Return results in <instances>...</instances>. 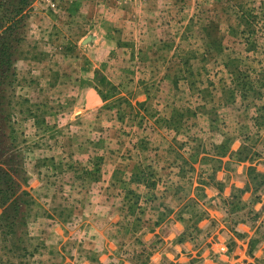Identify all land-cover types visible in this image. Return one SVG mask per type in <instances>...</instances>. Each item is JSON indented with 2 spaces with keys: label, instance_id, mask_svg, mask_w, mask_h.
Masks as SVG:
<instances>
[{
  "label": "crops",
  "instance_id": "obj_1",
  "mask_svg": "<svg viewBox=\"0 0 264 264\" xmlns=\"http://www.w3.org/2000/svg\"><path fill=\"white\" fill-rule=\"evenodd\" d=\"M114 2L86 10L91 30L70 50L51 44L56 51L50 55L38 47L40 57L27 62L42 95L76 84L66 88L77 97L67 119L52 126L69 142L62 150L100 162V175L68 226L49 215L30 223L47 246L42 258L56 264L66 245L70 264H248L247 252H238L245 242L262 240L255 236L258 227L240 220L235 235L226 204L264 220L262 100L247 91L242 96L232 73L220 82L227 67L221 57L204 49L200 54L199 43L183 45L174 0ZM74 10L68 14L82 12ZM209 60L224 85L205 101L198 80ZM195 90L201 103L194 101ZM189 94V101L176 104ZM114 95L123 98L117 105ZM251 143L257 147L249 153L244 146ZM130 193L135 200L126 198ZM125 232L131 241L121 238ZM120 240L130 241L129 248L121 249Z\"/></svg>",
  "mask_w": 264,
  "mask_h": 264
},
{
  "label": "rangeland",
  "instance_id": "obj_2",
  "mask_svg": "<svg viewBox=\"0 0 264 264\" xmlns=\"http://www.w3.org/2000/svg\"><path fill=\"white\" fill-rule=\"evenodd\" d=\"M100 2L115 6L114 0ZM100 2L0 0V171L8 172L17 183V200L28 202L22 209L24 224L12 223L5 216L11 203L3 197L6 196L7 188L0 184V264L44 262L46 258L42 256L47 246L40 236L34 234L30 223L39 215H49L66 225L76 215L79 205L89 197L87 188L90 181H96L100 175V162L97 163L96 159L89 163L84 158H78L70 147L68 151L62 150L69 142L66 137L64 139L61 128L52 126L57 125L56 121L67 119L68 110L77 97L68 94L66 88L76 84L65 83L61 85V90L57 88L55 92L50 90L42 95L36 88L39 81L33 78L35 75H30L31 69L27 65L29 59L40 57L37 54L38 47L41 52L50 55H54L56 49L51 47L55 45L70 50V45L77 43L80 37L91 30L92 19L85 15L86 10L100 5ZM52 4L56 6L52 7ZM173 5L174 24H181L183 28V45L188 48L191 43H199L200 54L204 49L208 55H218L223 59L221 61H226V75L220 76V82L224 80L225 84L232 73L242 96L250 92L253 96L257 95V101H263L258 103L261 104L262 113L257 118L264 121V0H174ZM74 9L81 10V14H76V17L69 15L71 10L75 12ZM53 15L58 18H53ZM188 50L192 51L190 48ZM7 57H11V67L7 66ZM207 64L208 73L205 71L198 80V89L201 88L205 101L211 98L212 92L224 85L218 82L219 78L215 75L218 68L216 62L209 60ZM111 91L112 95L116 93L114 89ZM193 95L194 101L201 103L198 90ZM190 97L191 94L182 95L175 100L176 104H183ZM113 98L112 103L116 105L123 99L115 95ZM209 102L212 104L213 100ZM254 132L256 135L260 133ZM56 135L61 139L56 138L48 143L49 137ZM253 144L244 146L245 151L253 152L252 147H257ZM43 145L48 149L44 154L39 151ZM89 166L94 167V170L91 171ZM36 187L42 189L41 192ZM126 198L135 200L132 193ZM37 200L44 205L40 204V207ZM226 207L230 214L228 224L235 235L241 234L236 230V224L244 220L252 228L258 227L255 236L262 239L259 242L250 240L248 244L245 242L238 255L247 252L248 264H264V220L260 221L258 215L247 214V211L241 214L238 205L226 204ZM121 238L131 241L127 232ZM130 241L120 240L121 249L124 246L128 249ZM66 247L64 245L62 248L66 253L65 258H58L56 264H61L66 258V264H70L68 258L71 256ZM45 264L48 263L45 261Z\"/></svg>",
  "mask_w": 264,
  "mask_h": 264
},
{
  "label": "trees",
  "instance_id": "obj_3",
  "mask_svg": "<svg viewBox=\"0 0 264 264\" xmlns=\"http://www.w3.org/2000/svg\"><path fill=\"white\" fill-rule=\"evenodd\" d=\"M11 65H12V60H11V57H9L7 59V66L11 67ZM1 183L5 185V188H7V189H5L6 196L3 195V197L6 198L7 202H11L8 206V207H10V210L8 211V213L5 216L12 223L15 222V223H19V224H24L25 220H23V217H25V215H23L22 209H23V206L25 205L26 201H21V199L17 200V197H18V196H16L17 190H18L17 183H15V180L12 179V177L10 176V174H8V172L0 171V184ZM0 201H1V198H0ZM26 204H28V202H26ZM0 205H2V203H0Z\"/></svg>",
  "mask_w": 264,
  "mask_h": 264
},
{
  "label": "built area",
  "instance_id": "obj_4",
  "mask_svg": "<svg viewBox=\"0 0 264 264\" xmlns=\"http://www.w3.org/2000/svg\"><path fill=\"white\" fill-rule=\"evenodd\" d=\"M56 6V4H52V7H55Z\"/></svg>",
  "mask_w": 264,
  "mask_h": 264
}]
</instances>
